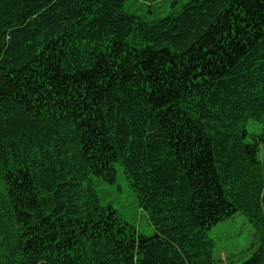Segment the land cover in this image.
Listing matches in <instances>:
<instances>
[{
    "label": "trees",
    "instance_id": "16d2710c",
    "mask_svg": "<svg viewBox=\"0 0 264 264\" xmlns=\"http://www.w3.org/2000/svg\"><path fill=\"white\" fill-rule=\"evenodd\" d=\"M126 1L0 0V264H214L238 212L264 264V0ZM116 167L151 235L91 187Z\"/></svg>",
    "mask_w": 264,
    "mask_h": 264
},
{
    "label": "rangeland",
    "instance_id": "374dc122",
    "mask_svg": "<svg viewBox=\"0 0 264 264\" xmlns=\"http://www.w3.org/2000/svg\"><path fill=\"white\" fill-rule=\"evenodd\" d=\"M169 1H159L151 7L152 12H143L139 8V0H127L126 5H131L130 11L143 15L148 20H154L169 13L174 7L186 0H176L172 5ZM248 133H260V122L249 120ZM249 138V136L247 137ZM259 156L264 159V148L259 151ZM91 187L96 193L102 205L112 206L119 216L135 229L145 235H151L154 227L149 223L145 212L139 207L137 199L131 187L126 182L119 167H116V175L112 181L104 180L97 176H91ZM208 237L213 241L214 264H240L252 253L255 246L253 230L246 217L241 213L221 220L207 230Z\"/></svg>",
    "mask_w": 264,
    "mask_h": 264
}]
</instances>
